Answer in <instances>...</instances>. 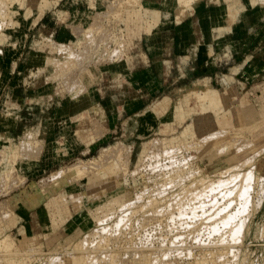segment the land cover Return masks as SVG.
Returning <instances> with one entry per match:
<instances>
[{
  "label": "rangeland",
  "instance_id": "rangeland-1",
  "mask_svg": "<svg viewBox=\"0 0 264 264\" xmlns=\"http://www.w3.org/2000/svg\"><path fill=\"white\" fill-rule=\"evenodd\" d=\"M136 1L0 0V238L18 250L0 264H264V79L235 76L241 112L252 113L225 129L243 135L236 147L201 145L196 128L217 112L198 111L197 79L239 66L256 40L236 55L227 37L229 48L221 39L213 57L187 60L202 47L196 28L201 44L182 47L181 67L178 34L194 38L184 22L200 12L176 23L187 0ZM197 174L212 175L195 184Z\"/></svg>",
  "mask_w": 264,
  "mask_h": 264
},
{
  "label": "bare ground",
  "instance_id": "bare-ground-1",
  "mask_svg": "<svg viewBox=\"0 0 264 264\" xmlns=\"http://www.w3.org/2000/svg\"><path fill=\"white\" fill-rule=\"evenodd\" d=\"M132 1V0H131ZM139 1V0H137ZM136 1V2H137ZM149 2V0H146ZM151 1V5H154L156 4L157 2L156 1ZM172 0H168V4L171 3ZM175 2H177V0H174ZM231 1V0H230ZM261 3H264V0H259L257 2H260ZM134 2V1H133ZM136 2H135V5H136ZM159 2V1H158ZM131 3V2H130ZM234 3V2H233ZM247 3V6L249 5H253L255 4L256 6H260L261 3H256V0H246ZM165 4V3H164ZM199 4V2L197 0H187V4L186 5H179L176 3L175 5V19H176V23H179L181 22V20H183V18H185L186 16H189V15H192L196 12V6ZM133 5V4H132ZM138 6V5H137ZM142 7V6H141ZM239 7V6H238ZM157 10V9H156ZM160 12V11H159ZM239 10L236 9L234 12H231L229 13V17L228 19L231 20V22H235V19L237 18V14H238ZM158 13V12H157ZM264 14V13H263ZM142 15V13H141ZM166 15V14H165ZM168 15V13H167ZM171 21V20H170ZM249 24V22H247ZM250 25V24H249ZM251 26V25H250ZM251 29V28H250ZM257 32V30H256ZM227 40L228 38L227 37H224L223 38V41L221 42V47H226V48H229L230 47V43H227ZM201 43V42H200ZM199 43V44H200ZM121 50V49H120ZM118 52V51H117ZM119 53V52H118ZM255 63V62H254ZM249 66H252L251 64H249ZM233 68V67H232ZM252 69H253V66H252ZM235 67L234 69H232V73H229V74H217L216 78H215V81L214 82H211L210 81V78L209 77H205V78H202V79H197V80H200V81H206V88H202L200 87L201 89H205L204 91V95H205V101H206V105L204 106H199L198 107V111L200 110H209V109H216L217 112H216V115L213 117V116H210L208 114H204L202 115L201 117H198L197 120H196V128L200 131L202 130L203 133H202V137L201 138H198L200 139V143H201V140L203 139L204 140V144H208L209 146L211 145H215L216 143H222V142H227L229 140V142H227V144L225 145V148L224 150H226L225 152L227 153L228 150H230L232 147H236L235 145H237L236 143L238 141H242V136L241 137H238V136H234V135H229L228 134V130H225L227 128H230L231 127H235V126H242L244 125V119L246 117L247 120L249 121V119L251 118V114L250 112L247 113L246 115L241 112V109H240V105L242 103H244L246 101V96L244 95L241 99H238V97H236L235 95V92L233 91L232 89V84L234 82V71H235ZM109 71V70H108ZM264 71V70H263ZM117 73V72H116ZM119 74V73H118ZM254 74V73H253ZM117 75V74H116ZM120 75V74H119ZM119 78V77H118ZM122 80V78L120 79V81ZM196 80V81H197ZM126 81V80H125ZM118 82V80H117ZM154 82H156L155 80L151 79V83L153 84ZM148 83V82H147ZM213 83V84H212ZM222 84V83H225V86L224 88L222 87H219V85L217 84ZM194 84V82L192 83V85ZM151 86V85H149ZM190 85H186L184 87H181V89H178V91H186L188 89H186L187 87H189ZM151 89V88H150ZM177 90V89H176ZM177 91V92H178ZM179 94V93H178ZM179 96V95H178ZM226 100V106L224 105L225 103V100ZM240 98V97H239ZM122 103V102H121ZM228 104V105H227ZM100 108V107H99ZM95 110V108H94ZM101 110V108H100ZM99 111V110H97ZM96 111V112H97ZM100 116V114H98ZM101 117V116H100ZM97 118V117H96ZM98 120V119H97ZM100 121V120H99ZM248 121L245 122V124H248ZM101 122V121H100ZM219 125H221L219 127ZM238 128V127H237ZM101 132V131H100ZM100 134V133H98ZM153 140V139H152ZM235 141H237L235 143ZM195 142V140H194ZM192 142L191 144H193L194 146L196 144L199 143V141H196V144ZM198 142V143H197ZM203 142V141H202ZM234 142V143H233ZM30 143V142H29ZM34 144V142H32ZM38 142H36L37 144ZM118 143V142H117ZM35 144V145H36ZM241 144V143H240ZM39 145V144H37ZM117 145V144H116ZM202 145V143H201ZM199 145V146H201ZM33 146V145H32ZM59 146L61 147L62 145L61 144H58L57 142H55L54 144V149H58ZM109 148H110V145H108ZM156 146V145H154ZM153 146V147H154ZM159 146V144H158ZM198 146V145H197ZM205 146V145H203ZM202 146V147H203ZM208 146V147H209ZM216 146V145H215ZM36 147V146H35ZM34 147V149H35ZM38 147V146H37ZM113 147V146H111ZM152 147V148H153ZM246 145H244L243 147L240 146V148H245ZM31 149V146L29 147ZM33 148V147H32ZM105 149V147H103ZM102 148V149H103ZM119 148H123V146H119ZM150 148H151V143H150ZM239 147L235 148L236 151H242V149H240ZM149 149V148H148ZM154 149V148H153ZM152 149V150H153ZM203 149V148H202ZM201 149V150H202ZM35 150H38L37 148ZM106 150V149H105ZM108 150V149H107ZM151 150V149H150ZM222 150V149H221ZM103 152V151H102ZM222 151H218L217 154H221ZM254 160L256 161V159L254 158ZM253 158H248L246 160H242L241 163H239L238 165H229L223 169H220L218 172L214 173V174H218V175H222L225 174L226 172H232V174L234 173V170L237 171L238 173V170H242L244 168H246V166H249V165H252V162L254 161ZM252 161V162H251ZM82 162V161H81ZM79 163V162H78ZM81 164V163H80ZM80 166V165H79ZM253 166V165H252ZM82 166H80L79 169H75L74 167H71L69 169V173H74L75 171H84L82 168ZM264 167V166H263ZM81 169V170H80ZM191 171V170H190ZM199 171V170H198ZM201 171V170H200ZM67 172V171H66ZM242 172V171H241ZM198 173V172H197ZM251 173V172H250ZM203 174V173H202ZM240 174V173H239ZM212 174L210 175H193V179H192V182L193 181H196V183H199L200 180H204V178H207V177H210ZM230 176V175H229ZM219 177V176H218ZM225 177V176H224ZM222 177L221 180H224L225 178ZM228 177V175H227ZM248 177V176H247ZM221 178V177H220ZM213 179V178H212ZM210 179H208L209 181ZM191 181V180H190ZM207 181V180H206ZM205 181V182H206ZM207 181V182H208ZM214 181V180H213ZM213 181L211 182H208V184H211L213 183ZM189 182V181H188ZM206 182V183H207ZM191 183V182H190ZM195 183V182H193ZM192 183V184H193ZM195 183V184H196ZM202 184V183H201ZM204 184V183H203ZM207 184V185H208ZM187 185V184H186ZM188 185H190L191 187V184L188 183ZM205 185V184H204ZM215 186V185H214ZM213 186V187H214ZM205 187V186H203ZM107 186L106 185H102V184H99V187H97L95 193L98 194V196L102 195V194H105L107 191ZM129 191V190H127ZM85 193L80 192L77 197H79V199H85V198H89L92 194H90L89 192H87V195L89 196H83ZM127 197H130V193L127 192L126 194V198ZM27 230V229H26ZM9 234V233H8ZM5 235V234H4ZM11 236V235H10ZM70 244V243H69ZM72 244V243H71ZM15 241L12 239V237H9V235H6L2 238H0V254H3V256H5V258L7 259H10L12 260L13 257H14V253L17 252L18 250L14 249L13 246H15ZM75 245V244H74ZM71 245H69V248H70ZM68 247V245H67ZM72 247V246H71ZM68 248V249H69ZM74 248V247H73ZM81 248V247H80ZM83 249V248H82ZM81 251V250H80ZM114 255V254H113ZM112 255V256H113ZM7 256V257H6ZM91 256V255H90ZM90 256H89V259H85L84 261V264H89L87 261L90 260ZM105 256V255H104ZM9 263V261L7 262ZM53 264V263H52ZM195 264H200V259L198 258L196 261H195Z\"/></svg>",
  "mask_w": 264,
  "mask_h": 264
},
{
  "label": "crops",
  "instance_id": "crops-1",
  "mask_svg": "<svg viewBox=\"0 0 264 264\" xmlns=\"http://www.w3.org/2000/svg\"><path fill=\"white\" fill-rule=\"evenodd\" d=\"M206 1L209 5L208 10H205L203 12L200 11V7L203 3L200 2L196 6V12L200 13L196 14L197 16L193 17L194 19L192 18L184 22L186 27H193L192 30L194 29V38L179 36L178 34V45L176 54L179 57L180 66L182 67V65L185 64L184 56L186 55L182 47L187 46V48L191 49L192 47L195 48L194 46L199 44L198 40L195 39V30L196 28H200L203 33L202 47L197 50L193 49V51H195V54H190L192 57H187L185 59H195V57H200L201 53H204V56L207 55L210 58L213 57L216 52L215 45L217 46V42L223 39L224 37H230L231 39L236 38V40L231 42L234 50L228 52L229 54L231 52H234L236 53V55L244 53L247 50L246 48H248V46L251 44V42L253 40H256V47L255 49L253 48V50L251 51L252 54L246 55L243 61L239 64V66H232L233 68L230 67L229 71L225 74L232 73L231 70L235 67L236 72L234 73V81L236 75H239L240 78L243 79L246 83L249 82L251 79L255 78L264 79V34L260 33L262 27L264 26V9L258 10L255 5L247 6V3H245L246 0ZM236 9L239 10L237 14L238 16L235 19V22L232 23L231 20L228 19L229 13L234 12ZM249 12H251L253 15ZM247 20L252 27L251 30H248ZM259 33L260 37L258 36L257 38V35ZM151 61L157 69V64H155V62L160 60L158 58H155V56L153 55ZM167 62H170V60H167L166 63ZM249 64L253 66V69L252 66H249ZM182 73H184L183 69ZM162 74L164 75V73ZM244 81L239 82L240 86L244 85ZM224 105L226 106V100Z\"/></svg>",
  "mask_w": 264,
  "mask_h": 264
}]
</instances>
